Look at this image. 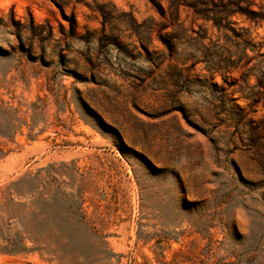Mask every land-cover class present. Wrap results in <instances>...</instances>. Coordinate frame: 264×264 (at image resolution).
Instances as JSON below:
<instances>
[{
  "label": "rangeland",
  "instance_id": "1",
  "mask_svg": "<svg viewBox=\"0 0 264 264\" xmlns=\"http://www.w3.org/2000/svg\"><path fill=\"white\" fill-rule=\"evenodd\" d=\"M84 1L0 0V264H264V56Z\"/></svg>",
  "mask_w": 264,
  "mask_h": 264
},
{
  "label": "trees",
  "instance_id": "2",
  "mask_svg": "<svg viewBox=\"0 0 264 264\" xmlns=\"http://www.w3.org/2000/svg\"><path fill=\"white\" fill-rule=\"evenodd\" d=\"M61 10L64 7L73 4H86L84 0H51ZM153 8L170 24L181 28L180 13L181 9H188L199 20H202L206 24H210L212 30H216L219 35L226 40L225 44L220 45L219 41L212 42V45L207 46L204 52V62L208 65V69L216 71L219 67V59L221 63L226 66H230L231 63H235V60L226 58L237 54L235 51L245 54L250 50L253 53L264 56L261 53L263 44L254 42L248 28L240 26L237 22L238 17L245 18L249 21H264V0H148ZM102 6H97L93 10H97L102 16L106 15V12ZM70 28L72 31L76 29V18L72 13L69 18ZM14 21V20H13ZM14 23H16L14 21ZM203 34H200L201 38H206V32L208 27H201ZM50 34L54 35V29L51 27ZM224 46V47H223ZM225 46H229L227 49ZM226 49V56L223 57V52L220 48ZM241 61V57L238 56L236 64ZM235 64V66H236ZM255 66V65H253ZM259 82H264V78L258 79ZM0 110L4 113L9 112L8 108H3L2 102H0ZM16 131L0 130V137L12 140Z\"/></svg>",
  "mask_w": 264,
  "mask_h": 264
}]
</instances>
